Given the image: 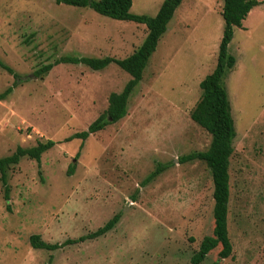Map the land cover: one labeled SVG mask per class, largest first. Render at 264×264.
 <instances>
[{
  "label": "rangeland",
  "instance_id": "rangeland-1",
  "mask_svg": "<svg viewBox=\"0 0 264 264\" xmlns=\"http://www.w3.org/2000/svg\"><path fill=\"white\" fill-rule=\"evenodd\" d=\"M163 1L134 0L132 12L155 16ZM223 6L224 0H184L129 98L127 115L83 141L68 138L105 113L110 95L131 75L117 63L94 70L55 62L127 58L144 42L147 26L56 0H0V60L20 76L0 100V158L18 146L56 142L41 166L24 157L10 167L9 202L0 178V264H194L215 226L214 182L204 160L179 158L212 141L191 112L200 83L217 66ZM229 51L237 58L225 78L237 132L228 214L233 252L221 262L264 264V4L235 28ZM49 64L52 70L36 74ZM14 82L0 66V94ZM160 163L168 168L143 185ZM116 214L120 221L100 237L55 251L31 245L34 234L50 243L78 239ZM221 249L200 264L217 261Z\"/></svg>",
  "mask_w": 264,
  "mask_h": 264
},
{
  "label": "trees",
  "instance_id": "trees-1",
  "mask_svg": "<svg viewBox=\"0 0 264 264\" xmlns=\"http://www.w3.org/2000/svg\"><path fill=\"white\" fill-rule=\"evenodd\" d=\"M184 0H164L160 10L155 16L139 15L132 12L134 0H56L58 4H67L76 7H89L98 13L118 20L134 21L145 24L148 34L142 45L129 57L118 59L114 57L95 58L86 56H64L55 63L84 64L94 70H102L111 63H117L131 75V79L121 92H114L109 97V107L105 113L97 118L87 130L77 132L68 140L82 139L85 141L92 134L105 129L109 124L118 122L128 113L129 98L141 82L144 71L149 61L157 50L160 39L168 30V25L174 17L176 10ZM264 4V0H224L222 15L225 20L224 34L219 46L218 62L215 70L200 83L202 95L195 108L191 112V118L200 126L212 134L210 147L205 151H195L179 158L180 163L204 160L210 168L214 182V230L211 235L204 237L199 250L192 256L194 264L202 263L208 254L220 244L219 259L212 264H222L221 259L232 255L233 244L229 236L228 214L231 195L230 164L235 151L233 146L236 138V126L232 114L229 93L225 84L227 74L236 66L237 58L230 53L229 45L234 38L235 28H243L244 20L257 6ZM0 66L9 71L15 77L14 85L0 94V100H4L12 93L20 76L0 60ZM54 64L43 66L36 74L42 76L54 67ZM56 145L54 140L39 141L32 147L18 146L15 152L9 156L0 158V178L5 189V200H10V185L8 182V170L17 165L22 158L29 157L42 163V155ZM78 152L76 158L79 157ZM76 164L70 166L69 175H72ZM168 166L160 163L143 181L147 185L161 174ZM11 210L10 204H7ZM120 214H116L104 226L93 233L78 239H69L64 243H50L42 239L39 234L30 237L31 245L38 249L55 251L66 244L85 241L89 238H97L111 231L120 221Z\"/></svg>",
  "mask_w": 264,
  "mask_h": 264
}]
</instances>
